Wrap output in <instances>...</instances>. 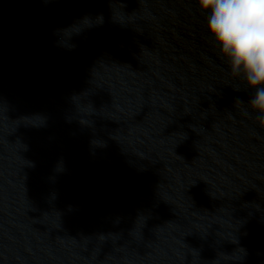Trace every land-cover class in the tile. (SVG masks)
Returning <instances> with one entry per match:
<instances>
[{
    "label": "clouds",
    "instance_id": "clouds-1",
    "mask_svg": "<svg viewBox=\"0 0 264 264\" xmlns=\"http://www.w3.org/2000/svg\"><path fill=\"white\" fill-rule=\"evenodd\" d=\"M197 3L202 13H208V35L228 65L230 75L245 85L233 90L248 94L246 114L255 113L256 122L264 127V0H197ZM97 19L102 22L103 18ZM90 26V18L84 17L60 30L64 36L62 43L73 49V37ZM236 100L244 102L239 97Z\"/></svg>",
    "mask_w": 264,
    "mask_h": 264
}]
</instances>
